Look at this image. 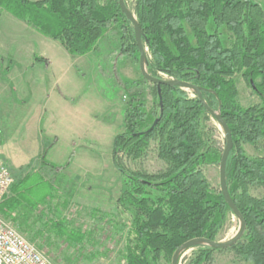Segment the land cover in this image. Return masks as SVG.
Listing matches in <instances>:
<instances>
[{
	"label": "trees",
	"instance_id": "obj_1",
	"mask_svg": "<svg viewBox=\"0 0 264 264\" xmlns=\"http://www.w3.org/2000/svg\"><path fill=\"white\" fill-rule=\"evenodd\" d=\"M125 4L135 15L148 49V74L197 86L205 103L194 92L152 84L142 75L132 85L119 83L127 102L122 131L113 139V164L122 176L117 209L120 215L128 214V223L123 220V230L117 232L124 233L125 264H158L162 258L172 263L175 252L191 240L220 242L229 216L236 217L205 174L206 166L220 164L226 148L220 146L210 125L213 112L221 115L231 131L226 182L246 230L227 249L194 246L190 264H211L219 251L234 252L247 264H264V157H250L244 148L264 141L263 8L254 0H133L132 9L128 0ZM0 10L59 42L74 57L103 52L101 44L110 35L121 55L140 65L134 27L119 0H0ZM184 23L193 31L195 44ZM222 28L228 32V47L222 43ZM102 52L106 62H114L111 51ZM242 82L261 104L239 101ZM149 88L155 98L151 110L147 108ZM153 144L165 163L162 171L149 174L127 168L124 158L139 162ZM42 167L37 182L29 177L14 182L0 214L25 227L33 217L43 224L42 232L68 236L74 246H82L90 234L70 230L67 217L51 203L57 197V185L65 179L46 156ZM252 187L262 188V196H253ZM76 251L81 254V247Z\"/></svg>",
	"mask_w": 264,
	"mask_h": 264
},
{
	"label": "rangeland",
	"instance_id": "obj_2",
	"mask_svg": "<svg viewBox=\"0 0 264 264\" xmlns=\"http://www.w3.org/2000/svg\"><path fill=\"white\" fill-rule=\"evenodd\" d=\"M132 1L128 0L131 9ZM184 26L195 44L190 26L187 23ZM214 29L211 24L209 31ZM220 32L222 43L228 47L227 29L222 28ZM107 39L101 44L104 49L101 52L111 51L114 62H106L100 50L89 57H74L68 55L59 42L0 10V159L9 168L14 182L25 177L35 178V182L40 180L43 156L56 164L65 183L57 185V197L51 203L58 206L56 212L65 219L67 217L70 230L90 234V238L77 247L68 236L59 238L56 234L42 232L45 231L41 227L43 224H38L33 217L27 227L22 222H15L13 225L17 231L53 264H125L122 257L124 233L117 232L123 230L120 224L123 220L127 222L128 214L120 215L117 209L122 194V176L113 164V139L122 131L127 102L119 83L132 85L141 78V71L140 65L128 55H121L116 40L110 39V35ZM167 41L174 49L168 38ZM40 57L48 59L35 68L43 75L37 79L43 81L49 103L63 102L66 107L80 105L82 117L81 123L78 121L77 124L81 125L77 128L81 131L75 137L58 140L52 136L40 137L41 132L39 136L30 133L33 124L28 121L26 111L31 101L23 83L31 73V62L38 64ZM238 99L243 105L261 104L243 82L238 86ZM154 102L149 88L148 110L153 108ZM39 113L42 114L41 109ZM40 119L44 121L41 116ZM44 123L42 127L54 128L62 136L67 128L72 127V124L65 123L63 128L61 120L53 117L46 118ZM210 125L216 129L220 146L225 147L226 135L221 124L212 119ZM46 130L47 134L51 133L48 128ZM263 145L264 141L257 146L246 144L244 148L250 157H264ZM123 162L131 170L149 174L165 168V163L157 156L155 144L143 160L133 162L124 158ZM205 174L212 188L220 190V164L206 166ZM251 194L261 197L263 189L252 187ZM56 212H50L54 218ZM240 226L239 219L230 215L220 242L231 240ZM39 232L44 234L39 235ZM79 247L81 254L76 251ZM192 259L191 249L181 254L178 264H190ZM158 264L172 263L162 258ZM211 264L247 263L240 261L234 252L219 251L214 253Z\"/></svg>",
	"mask_w": 264,
	"mask_h": 264
},
{
	"label": "water",
	"instance_id": "obj_3",
	"mask_svg": "<svg viewBox=\"0 0 264 264\" xmlns=\"http://www.w3.org/2000/svg\"><path fill=\"white\" fill-rule=\"evenodd\" d=\"M119 5H120L122 12L127 16V18L130 20V22L133 24V27H134L135 40H136V44L140 52V59H139L140 60V71H141V75L143 76V78H145L148 82L152 84L177 86L185 90H191L194 93H196L200 97L201 102L204 103L200 89L197 86L190 84V83H186V82L155 79V78H152L148 74L147 69H146V51L147 50H145L144 44L142 42L141 28L137 22L135 15H133V13L127 8L125 1L119 0ZM212 114L214 118L221 124L222 128L224 129L225 135H226V148L224 150V153H223V156L220 162V191L222 192L226 202L228 203L233 213L239 219L241 226H240L238 233L231 240L227 242H213V241H209L206 239H194V240L187 242L175 252L173 259H172V264H178V260L181 254L191 250L196 245H206L216 250H223V249L230 248L233 245H235L243 237L245 230H246V221L243 215L241 214V212L239 211V209L237 208L231 195L229 194L227 182H226L227 160H228L229 152L232 147L231 131L219 113L213 112Z\"/></svg>",
	"mask_w": 264,
	"mask_h": 264
},
{
	"label": "crops",
	"instance_id": "obj_4",
	"mask_svg": "<svg viewBox=\"0 0 264 264\" xmlns=\"http://www.w3.org/2000/svg\"><path fill=\"white\" fill-rule=\"evenodd\" d=\"M256 3H258L264 10V0H254ZM65 50V49H64ZM69 55V54H68ZM90 55H87L85 57H89ZM45 59L46 61H48L47 58L44 57H40ZM80 58H84V57H80ZM36 63H33V61L31 62L30 65V71L31 73L28 75L27 79L24 81L23 84H25L28 93H29V97H30V101L31 103H29L27 111H26V115L28 118V121H31V123L33 124V126L31 127V132L30 133H35L36 135H40L39 133L41 132L40 137H54L57 138L58 140L61 139H70L72 137H75L78 135V133L81 130H78L77 126L79 127V123H81V117H82V110L80 108V105H75V106H68L66 107L64 105V103L62 102H50L49 103V99L47 97V92L43 87V81H40L37 78L42 77L43 75L37 73L38 70H36L41 63V61H38ZM40 63V64H39ZM40 67V66H39ZM58 86V85H57ZM75 103V102H74ZM67 105L69 103H66ZM31 105V106H30ZM31 107V108H30ZM42 111V114L39 113V111ZM90 113V109L88 111ZM40 116L42 117V120L45 121V119L47 118V120H49L50 117L55 118L57 121L61 120V123L63 124V128L65 127L64 124L68 123V124H72L71 129H66L65 130V134L62 136L60 133V131L55 130L53 128L49 129V127H42L45 123L44 121L41 122ZM79 121V123L77 124V122ZM49 130V132L47 134V129ZM77 129V131H75ZM63 132V129H62Z\"/></svg>",
	"mask_w": 264,
	"mask_h": 264
},
{
	"label": "built area",
	"instance_id": "obj_5",
	"mask_svg": "<svg viewBox=\"0 0 264 264\" xmlns=\"http://www.w3.org/2000/svg\"><path fill=\"white\" fill-rule=\"evenodd\" d=\"M14 178L0 159V205L9 195ZM0 264H53L0 214Z\"/></svg>",
	"mask_w": 264,
	"mask_h": 264
}]
</instances>
